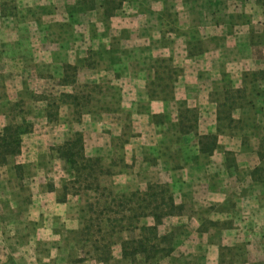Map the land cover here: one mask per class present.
<instances>
[{
	"label": "crops",
	"instance_id": "1",
	"mask_svg": "<svg viewBox=\"0 0 264 264\" xmlns=\"http://www.w3.org/2000/svg\"><path fill=\"white\" fill-rule=\"evenodd\" d=\"M107 24L109 27L104 33L98 29L88 35V42L92 43L88 50L91 54L97 51V54H105L108 61L99 60L100 68L96 64L89 69L85 63L81 66L82 70L93 74L91 77L95 80L91 81L94 84L108 92L116 91L118 96L113 109L108 103L111 97L105 94L101 98L106 105L104 110L89 112L87 109L81 113L77 132L82 134L85 155L95 158L104 153L112 157L115 150L122 148L125 172L121 177L169 185L175 204L182 205L184 210L181 216L168 217V222L171 228L182 224L185 229L183 235L176 238L171 255L178 249L183 256L200 250L205 257L204 264H219L222 258L219 248L244 244L246 260L240 264H251L254 257L255 262L264 263L260 250L264 246L263 234L255 232V227L264 228L258 223L264 220V178L258 180L256 176L253 179L250 176L261 161L257 154L242 150L240 139H230L223 133L218 135L219 149L213 155L200 154L198 146V137L216 134L217 102L224 99L225 92L245 90L247 100L254 105L252 112H264V78L252 84L243 81L245 74L264 72V0H123ZM83 46L77 50V59ZM54 51L57 53L54 56L58 57L61 48ZM35 53L39 58V53L32 50L34 65ZM151 57L170 60L173 72L178 71V75L169 81L171 92L167 95L156 90L158 94L149 97V82L154 79L148 64ZM109 59L113 63L110 64ZM16 60H20L22 66L16 71L2 73L5 77L8 74L9 80L1 84L2 102H8L6 105L14 108L27 94L23 85L31 88L38 71L37 66H33V70L23 66L26 59ZM55 63L48 62L44 67L49 81L63 77L61 74L55 78L53 69L58 64ZM31 90L33 94L39 93ZM43 102L33 103L32 108L47 124V102ZM63 107L68 105H59V118ZM240 108L233 112L249 110L248 107ZM1 112L5 111L0 106V122L5 119ZM179 112L196 114L195 131L186 135L179 132ZM5 125H0L1 129ZM126 129L131 130L129 141L113 143V137ZM27 135L22 137L23 148ZM224 151L233 153V159L225 160ZM253 151H256L255 147ZM25 159L21 163L11 159L9 165L1 166L5 171L7 169L9 177L0 180V185L4 186L0 189V199L4 195L8 197V204L4 205L0 200V213H13L18 206L23 190L11 189L8 185L19 180L13 165L33 161L28 155ZM39 168L32 179L38 180ZM243 170V181L248 185L239 179L236 181V173ZM214 178L218 180V187ZM55 194L57 190H47L40 184L36 191L29 190L27 201H24L27 205L22 207L25 211L22 220L12 219V222L20 226L25 224L28 229L32 218L26 213L37 209L43 215L42 227L37 231L48 233L49 222L45 218L62 209L55 200L52 205H46L45 200H52ZM199 207L209 209L204 219L198 217ZM216 208L223 210L215 213ZM18 212L14 210L15 214ZM187 213L191 215L186 217ZM213 213L218 214L217 217L211 216ZM212 224L221 226L217 241L211 232ZM201 225L205 230L199 232ZM29 235L32 240L35 233ZM27 248L25 244H17L18 253H9L10 258L5 259L0 255V264H35L34 257L28 256Z\"/></svg>",
	"mask_w": 264,
	"mask_h": 264
},
{
	"label": "rangeland",
	"instance_id": "2",
	"mask_svg": "<svg viewBox=\"0 0 264 264\" xmlns=\"http://www.w3.org/2000/svg\"><path fill=\"white\" fill-rule=\"evenodd\" d=\"M80 1L82 0H0V106L5 111L1 112L5 119L4 121L1 120L0 125L8 124L12 121L16 124H21V121L25 120L30 125L32 133H29L30 135L24 138V146L26 147H22L23 154L21 152L13 160L14 163H21L23 159L27 160L25 159L26 155L29 156V159L33 158V161L24 163V165L17 164L20 166V169L16 170L19 180H15L12 182V185H8V188L23 191L19 195L20 199L17 201L19 207L17 206V208L13 209V213L4 211L0 213V255L4 259L10 258L9 253H18L16 246L21 243L22 245H27L28 256L34 257L35 264H133L130 260L122 257L121 242L134 236L137 237L138 233H134L132 236L127 232H118L119 227L115 223L116 221L108 226L104 219L109 218L112 221L119 220L113 213H110L108 217L98 218V212L103 208L105 202V199H101L99 195L106 197L108 194H111V196L107 197V201L114 200L118 203L120 202L119 198L121 196L127 195L135 190L144 191L148 184L157 185L154 181H139L133 178L128 180L121 177V174L125 172V164H121L122 160L124 162L123 157L125 154L119 148L115 150L112 157L104 153L98 157L102 159L103 165L113 172L111 177L103 178L99 182L100 191L95 193L94 190H84L77 183L75 173L69 170L57 158L56 152L54 151L56 147L70 139L74 133H77V127L80 125V123H77V112L80 111L82 113L83 110L87 109V111L91 110L93 112L96 110H104V106L106 105L102 102L101 98L105 94L111 97L108 103L111 105L110 109H113L118 96L116 91L108 92L106 88L100 87L99 84H94L91 81L95 80L91 77L93 74L89 70H82V60H86L89 66L94 62L98 68L101 67L100 63H98L99 60L108 61L105 54L96 55L94 53V55H91V51L88 49L92 43L91 41L88 42L90 40L88 35H93L98 29L104 33L105 29L109 26L107 21L100 17L102 0H93L96 5V10L85 11L77 15V13L74 14L76 10L75 5ZM81 46L83 48L80 50L79 59H77V50ZM59 47L61 48V52L58 57H55L54 54L57 53L54 49ZM32 50L39 53V58L37 53L34 54L35 65L32 63ZM17 58L26 59L23 66L29 69L33 70V66L38 67V71H36L37 82L34 77L35 82L31 88L39 93L33 94L28 85H23L26 86L27 94H24V99L19 101L18 107L14 108L11 106L8 107L6 105L9 104L8 102H2L4 98L2 97L1 84L6 79L9 80L8 74L5 77V74L2 73L16 71L22 66L21 61L16 60ZM158 60L160 59L151 57L148 60V64L152 66L156 63L155 65L163 66L159 71V74L163 77H159V79H162V81L156 85L169 86L165 91L164 95H166L171 92L169 78L176 77L178 71L173 72L175 75L172 76L171 71L174 70L171 62L164 64L159 63ZM51 61L58 63H55V69H53L55 78H58L61 74L64 75V67L66 65L75 67L77 69L76 72L71 70L66 71L70 79L74 78L75 84L62 88L59 83L60 78L54 79L55 81L50 79L49 81L45 77L47 71L44 67ZM68 62L72 63L70 64ZM60 63H62V66L59 65ZM86 68L89 69V67ZM61 94H74L76 97H85L86 102H88L86 103V109H77L76 101L73 106L68 105V107H63L61 112L62 117L59 118L58 110L50 107L48 112L52 114L57 113L58 116L57 118H52L50 122L48 121L45 124L41 116L37 115V112L32 108V104L37 101L44 103L42 98H46L51 102H57ZM37 97H41V99H37ZM84 101L82 100L81 104ZM232 116L234 120L244 121V124H238L237 128L228 130L224 128L226 126L225 123L223 125V134L229 136L230 139L232 137H236L237 140L240 139L243 151H250L257 154L258 146H260L261 140L264 138V112H252L248 110L247 112H233ZM131 135V130L126 129L121 135L114 136L112 142L122 144L125 141H129V136ZM254 147L256 151H253ZM87 149L89 151L90 147ZM231 154L232 156L227 157L228 160L233 159L234 154ZM111 162L113 164L112 166ZM259 167H262L263 172L256 175L258 180L264 178V160L261 161ZM37 168H39L40 172L37 177L38 180L32 179L36 175ZM8 177L7 169L5 171L3 167H0V180L1 178L7 180ZM235 178L236 181L239 179V182L242 181V184L248 185L246 181H243L245 179L244 170L236 173ZM213 181H215L216 187H218L217 178H214ZM230 182L235 183V181ZM39 184L43 185L47 190H57L55 199L52 197V200H45L46 205H52L54 200L59 202L64 199L60 203L62 209L54 211V215L52 213L45 218L49 222L46 229L48 233L37 231V229H41L43 219V215L38 213L37 209L32 210L29 214L26 213V216L28 215V217L31 216L32 218V221L28 222V229H26V226L24 227L25 224L20 226L19 223L12 222V219L18 220V222L22 220L25 213V211H22L24 210L22 207L27 205L24 202L25 200L27 201V194L29 190L36 191ZM54 185L56 186L55 188L53 187ZM158 185L167 184L158 183ZM2 187L4 186L0 185V189ZM0 200L4 205L8 204L7 196H2ZM111 208L114 211L117 207L113 204ZM14 210H18V214H15ZM222 210L221 208H216L215 213ZM196 212L199 218L204 219L209 214V209L199 207ZM189 215L191 214H185L186 217ZM217 215L214 213L211 214L213 217H217ZM3 216H6V218H3ZM20 217L21 219H19ZM164 220L166 221L159 228V233L161 235H172L174 249L176 238L183 235L182 232L185 229H183L182 224L171 228L172 225L168 222L169 218H165ZM150 221L147 220L149 223ZM175 222L178 221L176 220ZM258 223L264 227V220ZM219 227L221 226L216 228L211 227L215 241L219 238ZM260 231L264 238V228L259 229L255 227L256 233ZM12 233L13 235H10ZM29 233H35L33 236L35 241L33 239L31 240ZM28 242L30 244H27ZM104 243H109V249L107 251L101 249ZM98 246H100V251H97ZM260 250L264 257V246ZM22 252L19 251V253ZM180 252L178 249L174 255L168 257L161 255L148 262H145L142 256H137L135 264H204L203 258L205 257L200 250L195 253H189L187 256L181 255ZM219 254L222 255V258L220 257L221 263L219 264H240L246 260L244 244H237L227 248L221 247ZM253 259L254 261L251 264H264L259 260L255 262V257Z\"/></svg>",
	"mask_w": 264,
	"mask_h": 264
},
{
	"label": "trees",
	"instance_id": "3",
	"mask_svg": "<svg viewBox=\"0 0 264 264\" xmlns=\"http://www.w3.org/2000/svg\"><path fill=\"white\" fill-rule=\"evenodd\" d=\"M102 0V5L100 8L101 19L108 21L110 17L113 16L115 11L119 10L121 2L123 0ZM74 14L96 10V5L93 0H82L77 2L75 5ZM72 16V15H70ZM107 29V28H106ZM97 55V52L95 53ZM101 54V53H98ZM94 55V54H91ZM110 56V55H109ZM112 57V56H110ZM100 58V57H99ZM101 59V58H100ZM86 60H82L86 67H94V62L89 66ZM159 63H168L170 60L160 59ZM110 64L113 63L112 59H109ZM170 63V62H169ZM156 64V63H155ZM153 64L150 71L154 72L153 81L149 84V97L153 98L158 94L156 90H159L162 94H165L166 89L169 87L167 85L160 86L156 85L163 78L159 71L163 66H158ZM71 70L76 72L77 69L70 65L64 67V75L60 80L61 86L74 85L75 80L70 79L66 71ZM172 72V76L175 73ZM170 77V76H168ZM226 77V76H223ZM264 78V72L250 73L243 75V81L252 82L258 79ZM170 81L173 77L169 78ZM171 89V87H170ZM167 95V94H166ZM245 90L233 91L231 93L225 92L224 99L217 102V112H216V134L215 135H204L198 137L199 153L202 155L211 156L213 153L219 149L217 145L218 135L223 133V125L226 123L224 128L234 129L237 128L238 124H244V121L234 120L232 114L236 109H241L240 107H248L250 111L253 110L254 105L250 100L246 98ZM41 99V97H37ZM82 100H85L81 104ZM42 101L47 102V109L50 107L58 110L59 105H71L73 106L77 101V109H83L86 107V98L81 96H75L74 94H61L57 99V102L48 101L46 98H42ZM239 101H242L238 103ZM186 113V115H185ZM58 114H52L47 112V120L50 122L52 118H57ZM155 118L154 116L152 117ZM179 132L181 134H188L196 130L197 116L194 112H179ZM81 121V112H77V123ZM187 122V124H185ZM236 124L235 126H233ZM31 133L30 125L26 123L25 120L21 121V124H16L11 122L6 124L0 131V167L9 165V160H13L15 157L19 156L22 148V137ZM122 149V148H120ZM57 158L61 160L69 170L75 173L77 183L82 186L84 190H94L95 193L100 191L99 182L103 178H108L113 175L108 167L104 166L102 159L95 157L90 158L85 155V148L82 134L74 133L72 137L66 140L63 144L54 149ZM264 138L261 140L260 146H258L257 156L260 161L264 160ZM225 160L228 161L227 157L232 156L231 152H225ZM113 162V161H112ZM111 162V166L113 165ZM121 164H124L123 160ZM125 166V165H124ZM13 169L16 173L20 166L17 164L13 165ZM263 172L262 167L255 168L250 172V176L253 179L258 173ZM78 195V193H77ZM111 196V194H108ZM108 196L99 195V197L104 198L105 202L103 208L98 212V218L102 219L108 217L110 213H113L119 220H109V218L104 219L106 224L110 226L111 223L116 221L118 224V232H127L133 236L134 233H138L137 237L130 239H125L121 242L122 247V257L130 260L131 263L135 264V259L137 256H142L145 262L156 259L159 256H170L173 249V237L171 234L159 233V228L163 224V220L168 217H177L183 214V206L175 204L171 188L168 185H154L148 184L144 191L135 190L128 193L127 195L121 196L120 202L116 203L114 200L107 201ZM64 201L61 200L59 203ZM99 204V203H98ZM116 205V209L113 211L112 206ZM99 206V205H97ZM147 220H151L150 223ZM214 228L218 227L216 224H212ZM113 226V225H111ZM205 230L203 225L199 228V232ZM207 230V229H206ZM220 230V228H219ZM109 243H104L101 246L103 251H107ZM100 246L97 247V251H100ZM99 249V250H98ZM220 250V248H219Z\"/></svg>",
	"mask_w": 264,
	"mask_h": 264
}]
</instances>
